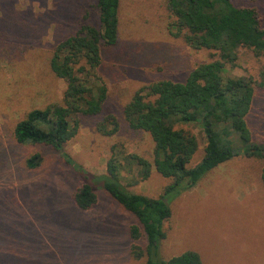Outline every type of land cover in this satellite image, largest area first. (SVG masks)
<instances>
[{
    "label": "rangeland",
    "instance_id": "obj_1",
    "mask_svg": "<svg viewBox=\"0 0 264 264\" xmlns=\"http://www.w3.org/2000/svg\"><path fill=\"white\" fill-rule=\"evenodd\" d=\"M118 41L101 46L96 70L105 98L98 114L77 113L76 135L64 144L75 162L95 174L106 171L110 147L122 144L128 153L152 165L147 179L139 167L124 161L121 183L135 193L158 197L171 179L153 166L154 143L147 132L132 129L124 108L139 88L160 80L184 81L200 62L211 61V50L190 48L170 26L166 0H119ZM97 0H0V264H144L134 258L133 243L145 247L144 236H129L136 217L103 188L96 203L79 209L73 194L80 185L59 152L42 145H21L13 130L35 107L60 103L66 83L49 61L55 46L77 33L82 24L99 28ZM259 9L264 0H235ZM264 55L241 49L235 67L224 76H250L259 81ZM117 123L113 134L107 131ZM253 141L264 142V88L256 87L245 116ZM196 134L199 147L190 166L202 157L205 137L196 125H178ZM40 152L44 160L28 169L25 159ZM264 158L237 155L207 172L192 188L170 203L163 223V258L186 250L202 264H264Z\"/></svg>",
    "mask_w": 264,
    "mask_h": 264
},
{
    "label": "trees",
    "instance_id": "obj_2",
    "mask_svg": "<svg viewBox=\"0 0 264 264\" xmlns=\"http://www.w3.org/2000/svg\"><path fill=\"white\" fill-rule=\"evenodd\" d=\"M119 2L97 0L99 28L84 23L76 34L55 46L49 66L66 83L62 100L30 109L16 123L13 135L21 145L47 146L60 153L80 180L73 194L79 209H90L96 203L99 187L136 217L138 224L130 226L129 236L133 241L144 236L145 247L133 243L130 253L134 258L145 257L144 264H202L193 250L163 258L162 226L171 216V201L207 172L237 155L264 158V142L253 141L245 122L256 87L264 88V70L259 81L244 75L224 76L226 66L235 67L241 49L257 57L264 55L263 17L257 7L239 5L235 0H166L175 34L192 49L213 51V59L198 63L184 81L160 80L137 89L124 108L128 125L150 135L155 170L171 179L160 196L149 197L130 192L121 183L122 161L139 167L140 180L148 178L152 165L142 156L126 152L122 144L110 147L102 174L90 172L64 152V144L77 133L75 115H95L102 109L106 89L98 84L96 70L102 60L101 46H114L118 41ZM111 123L110 135L117 130L114 119ZM191 124L205 137L202 157L193 166L189 164L199 147L198 138L192 131L176 127ZM43 160L35 152L24 163L28 169H36ZM261 181L264 186V166Z\"/></svg>",
    "mask_w": 264,
    "mask_h": 264
}]
</instances>
